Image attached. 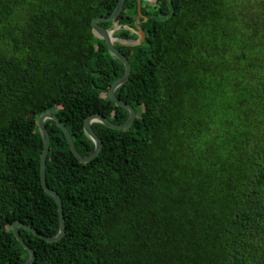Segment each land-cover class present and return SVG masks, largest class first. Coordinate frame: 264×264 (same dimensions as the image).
I'll use <instances>...</instances> for the list:
<instances>
[{
  "label": "trees",
  "instance_id": "obj_1",
  "mask_svg": "<svg viewBox=\"0 0 264 264\" xmlns=\"http://www.w3.org/2000/svg\"><path fill=\"white\" fill-rule=\"evenodd\" d=\"M119 2L0 0V264L30 258L16 221L59 233L40 116L56 114L84 156L88 116L129 118L109 96L124 63L92 26ZM141 13L126 0L100 22L124 40L145 33L115 44L132 65L116 95L133 125L94 122L102 150L80 162L46 121L66 231L50 243L19 228L33 264H264V0H147Z\"/></svg>",
  "mask_w": 264,
  "mask_h": 264
},
{
  "label": "water",
  "instance_id": "obj_2",
  "mask_svg": "<svg viewBox=\"0 0 264 264\" xmlns=\"http://www.w3.org/2000/svg\"><path fill=\"white\" fill-rule=\"evenodd\" d=\"M142 1H147V0H138L140 17L142 16V13H141ZM148 1H153V0H148ZM125 2L126 0H120L118 7L116 8L115 12L111 16L99 17V18L94 19L92 26H93V33L98 38L106 42L110 53L116 58L120 59L124 63L125 73L122 77L114 81V83L112 84L109 90V96L115 104H117L118 106L124 107L129 111V118L126 122L122 124H116L110 121L108 118H106L102 114H92L88 116L84 122V130L87 136L94 142L95 149L90 155L84 156L80 154V152L77 150L72 134L70 133L68 128L64 125V123L56 116V114L47 112L40 116L38 120V127L44 139V150L41 154V165H40L41 184H42L43 189L49 194H51L52 196H54V198L57 200L59 217H60V225H59V233L56 236L48 237V236H45L39 233L35 228H33L30 225H26L23 222L16 221L15 223H13L12 230L17 240L22 244V246L25 249H27L30 252V258L25 264H33L36 259V254H35V251L32 248H30L23 240L22 236L20 235L19 228H25L50 243L57 242L60 239H62L66 231V223H65V216H64V211H63L62 198L55 190H53L47 185V178H46L47 176V155L50 149V134L46 126V121L49 119L54 120L57 123V125L63 130L67 138V141L69 143V146L71 148V151L74 153L76 158L80 162H89L95 159L100 154L102 147H103L102 140L96 134V132L94 131L92 127V124L94 122H100L104 124L105 126L115 129V130H122V129H127L131 127L137 117L136 110L130 104L120 99L116 95L117 89L120 86L124 85L130 78V75L132 72V65L128 57L120 49H118L115 44L116 42H121L126 45H132V46L141 44L145 40V33L139 27L140 30L135 31L139 36L137 40H124V39H120L114 36V32L116 31V29L109 30L105 28L104 26L100 25L101 21H112L118 18L124 8ZM137 25L139 26V20L137 21Z\"/></svg>",
  "mask_w": 264,
  "mask_h": 264
}]
</instances>
